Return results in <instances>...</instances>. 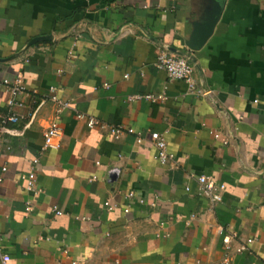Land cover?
Returning a JSON list of instances; mask_svg holds the SVG:
<instances>
[{"label":"crops","instance_id":"0c3cea01","mask_svg":"<svg viewBox=\"0 0 264 264\" xmlns=\"http://www.w3.org/2000/svg\"><path fill=\"white\" fill-rule=\"evenodd\" d=\"M218 6L213 33L191 50ZM163 52L190 57L196 91L158 70ZM18 76L29 96L10 129L21 134L4 135L0 156L7 264H224L227 237L232 264H262L264 0H0L1 117L4 82ZM146 95L164 100H132ZM46 96L73 108L58 150L42 151L55 114L38 107ZM153 134L166 136L167 164ZM36 158L42 192L31 194L22 175ZM202 175L226 186L220 203L200 194Z\"/></svg>","mask_w":264,"mask_h":264},{"label":"built area","instance_id":"2783aa9c","mask_svg":"<svg viewBox=\"0 0 264 264\" xmlns=\"http://www.w3.org/2000/svg\"><path fill=\"white\" fill-rule=\"evenodd\" d=\"M157 68L158 70L164 72L168 78L173 80H181L188 84L190 90L196 91V84L194 83V71L195 67L192 63L189 56L186 55H177V54H169V53H161L158 56L157 60ZM128 77V76H126ZM8 94L7 106L9 109L8 115L0 116V156L5 151L4 146V135H17L21 134V132L16 131L14 129H10V125H16L21 119V116L18 115L15 111L16 107L21 106L20 97L24 94L28 95L26 92V88L23 83V79L21 76L13 82L10 83L8 81L4 82ZM106 89L109 88L108 85L104 86ZM198 93L201 90L197 91ZM132 100H146V101H161L164 100V96H154V95H146V96H133ZM257 102V101H256ZM48 103H51L55 107V114L52 120L50 121L47 129L44 133V144L42 147V151L47 150H58L62 146L63 139V129L60 125V120L62 115L72 110V104L70 101L62 100L57 96H46L42 98L38 107H42ZM79 119H86L87 125L89 128H94L100 125V122L93 118L85 116L84 114H77ZM110 132L118 137L122 132H126L128 134H135L137 143L143 142V138L140 133H136L134 129L128 128L125 129L123 127H109ZM219 136L216 135V138ZM152 144L157 150V158L161 164H167L172 155L169 152L168 144L165 135L153 134L152 135ZM38 164L39 159L36 158L32 160L29 164L28 170L22 175V179L26 181V190L31 194L41 193L42 190L38 186ZM7 171V167H3V172ZM200 194L207 198L212 204L220 203L223 199V193L226 190V186L224 184H217L216 181L208 176H199L195 177ZM186 191H190V187H186ZM129 198H133L134 194L130 192L128 194ZM106 207L109 206V203L105 204ZM30 210V207L28 208ZM128 212V210H126ZM57 215H62V212L56 210ZM256 241L255 238H250L247 242L236 249V253H245L249 252L251 245ZM231 240L230 237H227L224 240V247L227 256L224 259V264H232L231 257L228 255V252L231 250ZM67 254V250L64 251ZM0 260L2 264H7L10 261V257L8 255H1ZM72 264H79V262H72ZM262 264H264V258L262 259Z\"/></svg>","mask_w":264,"mask_h":264},{"label":"water","instance_id":"95a60500","mask_svg":"<svg viewBox=\"0 0 264 264\" xmlns=\"http://www.w3.org/2000/svg\"><path fill=\"white\" fill-rule=\"evenodd\" d=\"M220 6L215 8L213 18L207 15L208 21L200 29L196 30V34L192 40V46L189 45V48L193 51H198L206 43L211 34L213 33L214 25L216 23L217 15L219 14Z\"/></svg>","mask_w":264,"mask_h":264}]
</instances>
